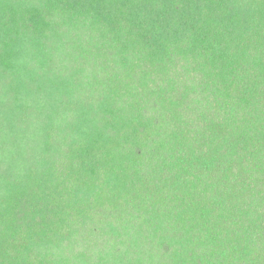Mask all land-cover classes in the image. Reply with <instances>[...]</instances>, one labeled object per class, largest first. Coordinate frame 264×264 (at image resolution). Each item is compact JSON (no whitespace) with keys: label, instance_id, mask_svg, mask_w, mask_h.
Wrapping results in <instances>:
<instances>
[{"label":"trees","instance_id":"obj_1","mask_svg":"<svg viewBox=\"0 0 264 264\" xmlns=\"http://www.w3.org/2000/svg\"><path fill=\"white\" fill-rule=\"evenodd\" d=\"M0 264H264V0H0Z\"/></svg>","mask_w":264,"mask_h":264},{"label":"rangeland","instance_id":"obj_2","mask_svg":"<svg viewBox=\"0 0 264 264\" xmlns=\"http://www.w3.org/2000/svg\"><path fill=\"white\" fill-rule=\"evenodd\" d=\"M32 124H35V123H32ZM30 134H28L26 137H28ZM2 136V135H1ZM19 136H22V134H19ZM21 139V138H20Z\"/></svg>","mask_w":264,"mask_h":264}]
</instances>
